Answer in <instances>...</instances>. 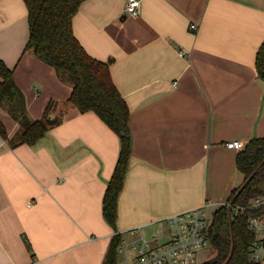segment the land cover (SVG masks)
Returning <instances> with one entry per match:
<instances>
[{
    "label": "crops",
    "instance_id": "crops-1",
    "mask_svg": "<svg viewBox=\"0 0 264 264\" xmlns=\"http://www.w3.org/2000/svg\"><path fill=\"white\" fill-rule=\"evenodd\" d=\"M124 5L85 0L72 18L75 38L109 62L129 109L131 155L113 227L102 198L118 137L68 104L70 85L24 51L23 0H0V61L13 70L22 108L39 120L51 100L50 117L60 119L36 144L13 147L19 126L0 104L8 135L0 138V264H101L115 235L120 244L162 241L166 218L204 206L213 213L241 185L239 151L226 144L264 138L255 69L264 0H141L137 17Z\"/></svg>",
    "mask_w": 264,
    "mask_h": 264
},
{
    "label": "trees",
    "instance_id": "trees-1",
    "mask_svg": "<svg viewBox=\"0 0 264 264\" xmlns=\"http://www.w3.org/2000/svg\"><path fill=\"white\" fill-rule=\"evenodd\" d=\"M84 1L23 0L28 22V41L24 51H32L39 60L53 68L61 81L70 85L68 104L80 113L93 112L118 137L117 161L102 198V216L114 227L118 197L131 155L129 109L112 81L109 62L90 57L73 34L72 18ZM255 69L258 79L264 83V41L256 52ZM0 79V104L7 103L8 112L19 126L10 145L36 144L60 121L50 117L55 102L48 101L42 118L32 120L21 106V94L13 70L1 61ZM16 100L17 108L13 106ZM7 137L6 128L0 121V138L6 140ZM235 163L243 181L232 191L228 203L246 206L250 199L264 194V138L247 142L236 155ZM252 213L244 210L232 218L226 205L213 212L208 239L214 257L202 264H250L249 246L253 236L246 225ZM119 244L120 236H113L101 264H117Z\"/></svg>",
    "mask_w": 264,
    "mask_h": 264
},
{
    "label": "built area",
    "instance_id": "built-area-1",
    "mask_svg": "<svg viewBox=\"0 0 264 264\" xmlns=\"http://www.w3.org/2000/svg\"><path fill=\"white\" fill-rule=\"evenodd\" d=\"M141 0H125L124 12L130 17L139 14ZM195 25L191 26L194 30ZM226 147L242 150L244 143L233 141ZM230 209L232 218L244 210L253 211L247 219V231L253 236L249 246V263L264 264V194L256 196L246 206L228 203L223 204ZM222 205V206H223ZM204 207L178 213L165 219V230L159 231V239L147 240L140 237L129 244L121 242L117 249V264H197V253L211 248L208 230L212 221Z\"/></svg>",
    "mask_w": 264,
    "mask_h": 264
},
{
    "label": "rangeland",
    "instance_id": "rangeland-1",
    "mask_svg": "<svg viewBox=\"0 0 264 264\" xmlns=\"http://www.w3.org/2000/svg\"><path fill=\"white\" fill-rule=\"evenodd\" d=\"M214 211V210H213ZM212 211L210 210H207V214L208 216H210ZM214 257V251L211 248H205L203 250H200L198 253H197V264H202L206 261H208L209 259L213 258Z\"/></svg>",
    "mask_w": 264,
    "mask_h": 264
},
{
    "label": "water",
    "instance_id": "water-1",
    "mask_svg": "<svg viewBox=\"0 0 264 264\" xmlns=\"http://www.w3.org/2000/svg\"><path fill=\"white\" fill-rule=\"evenodd\" d=\"M13 106H14L15 108L18 107V100L15 101V103L13 104Z\"/></svg>",
    "mask_w": 264,
    "mask_h": 264
}]
</instances>
